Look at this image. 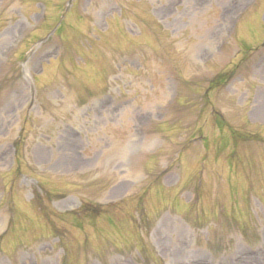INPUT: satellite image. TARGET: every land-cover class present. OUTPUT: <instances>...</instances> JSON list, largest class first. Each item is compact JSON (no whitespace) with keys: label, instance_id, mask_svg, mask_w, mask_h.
Listing matches in <instances>:
<instances>
[{"label":"rangeland","instance_id":"1","mask_svg":"<svg viewBox=\"0 0 264 264\" xmlns=\"http://www.w3.org/2000/svg\"><path fill=\"white\" fill-rule=\"evenodd\" d=\"M0 264H264V0H0Z\"/></svg>","mask_w":264,"mask_h":264}]
</instances>
